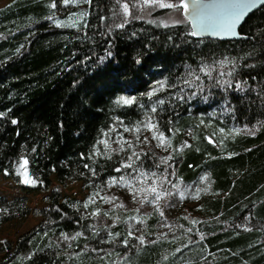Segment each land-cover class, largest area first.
<instances>
[{
    "label": "trees",
    "instance_id": "trees-1",
    "mask_svg": "<svg viewBox=\"0 0 264 264\" xmlns=\"http://www.w3.org/2000/svg\"><path fill=\"white\" fill-rule=\"evenodd\" d=\"M53 2L0 7V176L46 193L40 208L0 196V226L41 217L1 242L0 264H264V6L237 39L222 40L193 36L190 18L152 24L145 0ZM147 123L169 142L165 166L127 140ZM202 174L210 190L180 207L163 234L158 210L99 203L123 181L192 185ZM67 182L86 196L64 194ZM128 221L144 226L131 236Z\"/></svg>",
    "mask_w": 264,
    "mask_h": 264
},
{
    "label": "rangeland",
    "instance_id": "rangeland-1",
    "mask_svg": "<svg viewBox=\"0 0 264 264\" xmlns=\"http://www.w3.org/2000/svg\"><path fill=\"white\" fill-rule=\"evenodd\" d=\"M9 1L11 0H0V7ZM161 2L172 4L169 1L161 0ZM150 5L151 8L144 4L140 7V10L143 16L152 24L166 26L182 23L189 19L184 9L180 7L162 8L152 3ZM154 10L166 11L156 14L153 13ZM147 125L149 123L144 125L141 130L130 132L127 140L130 145L134 144L133 152L140 149L146 150L156 157V161L161 166H165L170 154L169 142L163 137L164 143L162 144L160 139L155 138L159 137L160 133L154 128L147 127ZM245 131L248 132V130ZM106 143L109 144V141ZM120 143V139H115L109 146L117 147ZM52 183H56L54 177H52ZM210 187L211 181L206 174H202L197 182L192 185H184L174 178L163 176L138 182L123 181L122 185H113L109 190L101 193L98 199L99 203L107 208H134L138 214H149L153 210L162 212L164 218L162 217L159 228L163 234L172 229L170 219L173 214L185 204L191 206L198 199L200 193L208 192ZM153 188L155 193L152 191ZM62 192L81 199L87 194L80 182H67ZM45 195L46 193L38 191H22L12 179L0 176V196H5L9 199L16 196H25L31 208H40L46 204ZM157 195L159 199L156 198ZM40 220L41 217L30 214L26 218L14 219L2 224L0 226V244L4 240L13 243L17 237L30 230ZM98 222L99 224H104L105 219L101 218ZM143 226V223L134 224L131 221L126 223L127 231L131 233V236H135L136 230H140ZM1 256L2 254H0Z\"/></svg>",
    "mask_w": 264,
    "mask_h": 264
},
{
    "label": "snow or ice",
    "instance_id": "snow-or-ice-1",
    "mask_svg": "<svg viewBox=\"0 0 264 264\" xmlns=\"http://www.w3.org/2000/svg\"><path fill=\"white\" fill-rule=\"evenodd\" d=\"M62 2L64 4H68V3L72 2V0H62ZM88 2H90V0H88ZM145 2L155 4L156 6L162 7V8L180 7L186 11L189 9L188 3H185L184 0H181V3L179 6H177L175 4L162 3L161 0H145ZM254 3H255V0H247V2H245V3H238V4L229 5V6H227L226 11H224V12H222V13L214 16V17L208 18L207 20L201 16L200 12L197 10V6L194 5L193 10L191 12L192 21L196 25V27L202 31L220 30V31H224L226 33H231L236 29V27H237L238 23L241 21L242 17L245 16L246 12L253 6ZM51 7H53V8L56 7L55 0L52 3ZM125 11H127V5H125ZM49 19H52V17H49ZM57 26H65V25L63 23H60ZM71 26L74 27L76 25L74 23ZM191 34L193 36H195V35H198L200 33L198 31L194 30ZM109 55H110V53H109ZM197 79H198V77H197ZM226 83H228V82H226ZM158 84H159V88L154 89V92L161 90L164 86L163 81L158 82ZM229 86H230V84H229ZM152 94H154V93H150L149 95H152ZM120 102L124 103V104L133 103V101L131 99H125V98H121ZM159 103L163 104L164 101L161 100ZM155 111H156V108H152V112H155ZM12 123L15 124V123H17V121L13 120ZM147 127L154 128L155 125L149 123V125H147ZM155 138L160 139L162 144L164 143L163 133H161L159 137H155ZM133 155H136V158L139 159V156L137 154L134 153ZM129 159H131V157ZM27 165H28V160L24 159L22 164H21V168H26ZM122 167L130 169V168H132V165L131 164H124V165H122ZM115 171L120 172L121 169L117 168V169H115ZM31 182L32 181L29 179L24 180V183H31ZM113 182H115V179ZM152 191L155 193L154 188L152 189ZM156 198L159 199V196L157 195ZM129 235H131V233H129ZM124 243L127 244V240H124Z\"/></svg>",
    "mask_w": 264,
    "mask_h": 264
},
{
    "label": "water",
    "instance_id": "water-1",
    "mask_svg": "<svg viewBox=\"0 0 264 264\" xmlns=\"http://www.w3.org/2000/svg\"><path fill=\"white\" fill-rule=\"evenodd\" d=\"M247 0H196L191 3L188 9L189 18L191 19L192 24L194 25V28L196 31H198L201 35L206 37H212L222 40H234L237 39L239 36V28L244 22V20L255 10L258 8L264 6V0H255V3L253 6L246 12L245 16L242 17L241 21L238 23L236 29L231 33H226L224 31L220 30H208V31H202L196 27V25L192 21V15L191 12L193 10V6H197V10L200 12L201 16L204 19H208L211 17H214L224 11H226L227 6L238 4V3H245Z\"/></svg>",
    "mask_w": 264,
    "mask_h": 264
}]
</instances>
